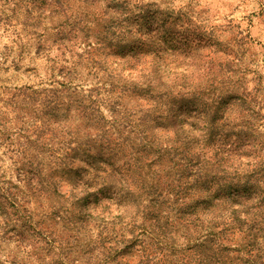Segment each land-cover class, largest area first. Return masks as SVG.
<instances>
[{
	"label": "trees",
	"instance_id": "16d2710c",
	"mask_svg": "<svg viewBox=\"0 0 264 264\" xmlns=\"http://www.w3.org/2000/svg\"><path fill=\"white\" fill-rule=\"evenodd\" d=\"M106 1L103 12L90 14L81 5L86 0H71L72 5L66 0V34L59 26L54 35L62 44L80 31L85 54L91 53V39L101 47L112 43L121 59L113 74L99 75L106 69L90 56L83 64L90 68L87 76L72 62L63 80L50 78V88L28 87L19 101L11 96L9 106L26 104L34 115L25 121L17 114L22 124L15 134L0 108V147L16 155L10 172L0 155V255L7 241L20 253L0 264L31 259L41 264H264V121L258 126L247 111V120L228 121L234 90L219 88L223 81L208 72L164 78L156 58L172 36H182L176 32L179 25L162 18L144 33L119 0ZM30 29L27 35L34 37ZM151 54L157 55L150 59L157 66H142L140 60ZM122 74L126 82L115 79ZM87 77L96 82L84 89ZM106 84L111 92L142 91L147 109L133 112L115 100L106 105V118L95 92ZM72 109L83 127L72 125L63 136L45 137L43 117L59 110V123H65ZM183 109L187 129L177 121ZM155 119L169 128L163 143L148 139ZM118 150L132 158L155 154L147 169L135 158L139 179L132 181L129 162L114 161ZM56 173L70 179L66 197L57 190ZM109 195L116 198L117 214L94 215L81 206L90 198L109 201ZM33 199L39 212L31 207ZM47 220L57 229L45 225ZM128 253L136 255L133 263L124 258Z\"/></svg>",
	"mask_w": 264,
	"mask_h": 264
},
{
	"label": "rangeland",
	"instance_id": "374dc122",
	"mask_svg": "<svg viewBox=\"0 0 264 264\" xmlns=\"http://www.w3.org/2000/svg\"><path fill=\"white\" fill-rule=\"evenodd\" d=\"M86 2L81 5L88 8L90 14H100L107 6L106 0H86ZM71 3L70 0L69 5H72ZM66 7V0H0V108L3 109L9 131L14 134L22 124L19 117L21 113L25 115V121L33 120L34 115L26 104L18 103L15 109L9 106L7 102L11 96H17L15 98L19 101L28 87L32 86L41 91L50 88V78L63 80L62 75L66 72V66L72 62H76V70L79 74L87 76L90 68L89 66L83 68V64H88L90 56L92 59L89 60L97 61L106 69L104 73L102 70L98 71L101 76L107 75L108 72L112 73L117 62H121L115 54L112 43L101 47L91 39L90 46L93 48L90 54H85L83 49L86 48V43L80 31L68 34L69 39L59 44L54 33L57 27L63 26L66 34V23L70 22L66 17ZM119 7L132 14V20L137 17L133 21L140 24L144 33L151 24L160 22L162 18H169V21L173 20L179 25L176 32L182 36H172L160 56L148 55L146 62L140 60L142 66L147 67L149 64L157 66L150 60L156 56L163 77L167 79V75L179 73L189 75L208 72L217 76L219 81H223L219 88L234 90L230 101L228 96L226 97V103L229 101L228 110L231 112L227 110L225 118L228 121L244 118L247 120L250 117L247 111L258 126L263 125L264 119L262 120L261 117H264V0H119ZM89 19L93 18L89 16ZM29 24H34L35 28L30 29ZM29 29L36 33L34 37L27 35ZM142 38H146L145 35ZM126 74L118 75L115 79L126 82ZM229 76L231 77L228 78ZM86 80L83 83L84 89L92 88V84L96 82L91 77H87ZM109 89L106 84L95 90L98 92L100 110L106 118L110 115L106 105L115 100L122 108L133 112L139 107L147 109L144 105L147 99L142 91L120 93L119 89L113 92ZM241 97L245 98V103L242 102ZM224 107L226 108L227 105L222 106ZM241 109L242 114L239 113ZM68 115L69 119L65 123H59L62 119L59 110L45 115L43 117L44 129L47 132L45 137H49L51 132L55 136H63L65 127L72 125L83 127L82 119L74 118L73 109ZM186 117L188 114L183 109L177 121H184L181 123H184L187 129L189 123ZM131 118L133 119L134 116ZM25 127L28 128V124ZM148 133L149 140L163 143L170 131L166 124H159L155 119L151 121ZM195 146L193 144L194 148ZM115 154L114 161L117 164L128 161L131 180H138L135 171L138 166L135 162L137 156L132 158L128 152L120 150ZM154 154L153 151L140 154L142 157H137L141 164L139 167L147 169L144 165L154 158ZM0 155L10 172L16 155L3 150V147H0ZM157 165L162 166L161 161L158 160ZM54 178L58 192L65 197L68 196L71 192V184L66 173H56ZM108 198L109 201L103 202L100 199L102 202L98 203L90 198L85 204L81 203V206L94 215L108 216L119 213L115 196L109 195ZM45 203L49 202L46 200ZM31 207L36 212L40 210L37 200H32ZM132 212L133 208H129L128 214ZM45 225L57 229L50 220H47ZM7 242L8 244L5 243L2 247L5 255H0V262L5 256L9 259L20 256L14 242ZM135 257V254L128 253L124 258L133 263ZM46 259L50 261L52 258L48 256ZM53 259L57 260L58 257L53 256ZM30 263L41 264V261L31 259Z\"/></svg>",
	"mask_w": 264,
	"mask_h": 264
}]
</instances>
